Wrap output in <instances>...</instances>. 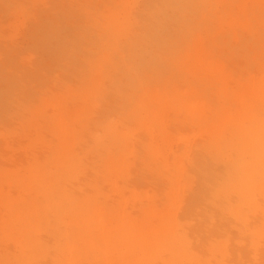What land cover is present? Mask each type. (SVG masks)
<instances>
[{
	"label": "rangeland",
	"instance_id": "374dc122",
	"mask_svg": "<svg viewBox=\"0 0 264 264\" xmlns=\"http://www.w3.org/2000/svg\"><path fill=\"white\" fill-rule=\"evenodd\" d=\"M52 1L58 0H27L26 6L0 0V44L7 54L0 61V103L8 99L14 72L8 61L28 74L41 72L20 101V115L6 119L0 107V264H238L245 250L251 256L244 264H264V171L251 183L257 190L245 221L234 217L246 234H224L223 219H232L235 206L229 214H207L206 222L191 213L209 196L207 172L218 181L242 164L247 169L241 132L264 126V0H207L208 9L184 19L169 8L178 19L170 31H181L185 51L173 73L153 68L128 90L127 115L116 110L124 103L117 92L102 100L112 78L123 80L128 72L114 70L124 51L106 55L95 47L94 63L80 74L75 70L85 66L86 52L72 66L38 51L35 32L54 22L44 11ZM105 1L111 9L102 8ZM147 1L78 3L101 10L100 31L89 38L116 25L128 44L146 21L157 28ZM94 20V14L74 15L67 24L79 37ZM193 22L201 27L189 32L186 24ZM135 49L137 65L169 63L152 40ZM230 143L235 152L225 156ZM67 196L76 198L71 210L63 205ZM45 247L54 260L41 254Z\"/></svg>",
	"mask_w": 264,
	"mask_h": 264
},
{
	"label": "bare ground",
	"instance_id": "6f19581e",
	"mask_svg": "<svg viewBox=\"0 0 264 264\" xmlns=\"http://www.w3.org/2000/svg\"><path fill=\"white\" fill-rule=\"evenodd\" d=\"M20 4L26 6L27 0H17ZM209 1V0H208ZM207 0H148L147 1V10L150 13L149 20H154L153 22L157 24V28H151L147 25L146 21L139 29V33L131 40L127 42L128 44H123L121 42L123 31L122 29H117L116 25L115 30L110 32L109 30L105 32H100L99 35H96V38H89V35L92 31H100V22H101V10H96L95 6L86 5L82 6L78 3V0H73L71 4L70 0H58L45 3V12L49 11L53 13L54 22H44L43 25L39 26L36 29L35 35L41 36L39 46L37 47L40 52L49 53L52 52L57 58L65 59L69 65L73 66V60L79 54V52H86L85 66L81 67L80 70L74 68L76 73L84 70L87 65L94 63L91 51L95 47H101L106 49V55L108 51H118L122 50L125 52L126 58L123 63L118 62L114 66V70L118 72L127 69L125 78L117 79L112 78L110 88L102 94V100H107L110 97V94L117 92L119 100L124 103L116 108L118 113L127 115L128 111L131 109L132 97L128 95V90L132 87L142 84L145 81V76L152 71L153 68H156L157 71L163 72L167 71L173 73L175 69V61L178 58L179 51H185L181 48L185 47V41H183L181 31L177 30V34H173L170 31V28L173 24H176V18L171 15L168 10L169 8L175 9L179 14L180 18L184 19L186 15L190 12H203L205 9H208ZM7 3H9L7 1ZM104 9H111V4L109 1H105L101 5ZM195 10V12H194ZM94 14L95 20L91 23L90 27L81 28V35L75 37L73 28L68 27V20L71 16L78 15L83 18H87L88 15ZM198 17V15H196ZM135 19H143L142 16L137 15ZM129 24L124 23L123 30L125 31ZM203 26V23H202ZM201 27V22L199 23H187L186 30L189 32H194ZM117 30V31H116ZM187 32V31H186ZM102 33V34H101ZM68 41H67V40ZM152 40L158 47L165 49V53L170 57L168 65H158L153 62L150 66H141L136 64L135 55H137L138 45H142L145 41ZM69 42V44L65 43ZM57 42L58 48L53 50L51 44ZM103 46V47H102ZM134 47V48H132ZM144 51V50H143ZM7 54L4 47L0 44V61L6 60ZM140 59V58H139ZM9 66L14 68L13 74L8 76L7 81L10 85L9 92L7 94V101L5 104L0 103V107L5 114V118L9 119L13 115H20L23 109L20 101L22 100L23 95H25L33 86L40 76V71L34 72L33 74H28L25 70H20L14 66L15 62L8 61L6 63ZM87 64V65H86ZM5 72V69H1L0 65V75ZM80 74V73H79ZM1 98V96H0ZM5 119V120H6ZM259 130H251L247 128L244 133L243 141L248 146V150L245 149L249 160L247 164V169L244 167V164L240 168L231 169L228 174H225L220 180L216 181L210 172H207V185L209 190V196L206 198L204 203L194 205V209L191 213H195V216H198L199 219L203 222H206L207 214L210 216L218 217L224 213L229 214V211L232 213V208L235 206L236 213L233 211L232 219L229 217H224L223 219V231L225 235H228L229 238L231 235L237 233H244L241 229L244 228L241 224L237 223L235 218L245 221V218L248 216L247 206L250 201L253 200L254 191L257 190L255 186H251V183L256 179V173L260 174L259 171H264V165L262 155H264V126L257 124ZM227 149H222L224 155L226 156L229 152H235V146L233 143L227 144ZM246 146V148H247ZM252 170V171H251ZM257 171V172H256ZM259 176V175H258ZM264 176V175H263ZM264 179V177H263ZM216 181V182H215ZM244 182V183H243ZM264 182V180H263ZM77 183H80L78 181ZM240 183H243L240 184ZM235 188L238 191V196L233 195L230 190ZM81 190H79L80 192ZM224 192L228 193L227 197L224 199ZM76 198L72 196H67L66 201L63 205H66L69 210L75 202ZM198 206V207H197ZM245 207L243 214L241 213V208ZM196 210V211H195ZM235 217V218H234ZM243 224V223H242ZM241 228V229H240ZM247 238H244L246 244H250L253 233L251 232V226L247 227ZM37 238L35 242L38 244L41 243L42 234L40 231L36 230ZM48 247H45L41 254L47 256V258L55 259L54 254H49ZM38 255V254H37ZM251 254L248 250H245L240 255L239 263L244 264L245 261L249 260ZM55 262L51 264H55Z\"/></svg>",
	"mask_w": 264,
	"mask_h": 264
}]
</instances>
